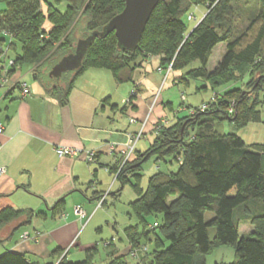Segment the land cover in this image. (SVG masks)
<instances>
[{
    "label": "trees",
    "instance_id": "16d2710c",
    "mask_svg": "<svg viewBox=\"0 0 264 264\" xmlns=\"http://www.w3.org/2000/svg\"><path fill=\"white\" fill-rule=\"evenodd\" d=\"M1 1L6 7L0 10V32L12 39L9 50L14 51L16 43L21 47V52L11 59L9 71L18 64L32 65L42 91L60 106L68 104L76 76L90 67L108 69L122 83L132 80L138 59L153 56L158 60L157 67L165 68L171 63L172 71L198 60L200 66L192 69L189 77L210 78L206 64L218 43H225V52L211 72L213 89L227 79L222 81L215 74L231 72L232 67H248L251 74H257L252 81L249 75L245 82L247 90L225 89L213 101L209 100L204 110L191 107V114L162 125L154 132L147 151L124 164L117 176L121 186L129 177H138L141 164L152 155L156 162L167 155L179 159L175 171L158 170L151 175L146 188L139 190L137 199L131 203L138 216L160 215V220L153 221L151 226L144 222L141 231L136 226L124 230L129 251L140 245L147 249L135 262L128 261L129 251L116 256L112 252L108 254L111 259L107 264H204L200 255L222 245L234 249V260L226 264H264V143L248 147L236 134L214 129V123L222 120L238 128L260 120L256 107L258 103L264 106V0H258L259 8L246 30L231 40L229 32L236 20L237 0H159L134 50L118 48L113 32L96 36L86 50L82 65L59 77L49 75L53 65L73 53L79 39L101 30L122 10L125 0ZM42 1L46 11L42 10ZM62 1H65L64 9L57 7ZM205 2L209 8L207 14L186 31L182 16L185 14L189 20L191 8ZM255 22H259L258 28L245 41L247 30ZM4 43L0 39V74L8 60ZM243 77L240 73L230 79L238 82ZM176 80L179 83L186 78L176 77ZM230 104H233L231 112ZM251 201H254L252 207ZM237 207L248 211L242 217L250 219L252 230L248 234L239 233L242 219H237ZM206 212L212 214L206 217ZM33 215L31 209H5L0 212V228L13 220L18 226L29 223ZM0 264L31 263L21 253L5 251L0 254ZM55 264L98 263L88 259L74 262L63 256Z\"/></svg>",
    "mask_w": 264,
    "mask_h": 264
},
{
    "label": "crops",
    "instance_id": "0c3cea01",
    "mask_svg": "<svg viewBox=\"0 0 264 264\" xmlns=\"http://www.w3.org/2000/svg\"><path fill=\"white\" fill-rule=\"evenodd\" d=\"M41 6L42 10L46 11L45 3ZM57 7L64 9L65 2L59 3ZM201 16L202 11L200 18ZM197 23L196 21L191 27ZM45 26L49 27L48 21ZM0 39L5 41L3 48L8 57L6 68L0 74V125L4 128L0 135V167L4 170L0 173V212L5 209H31L34 213L29 223L18 226L13 220L1 226L0 254L5 251L18 252L31 264L53 263L63 256L74 262L88 259L97 263L96 260L100 258L103 264H107L111 259L108 254L112 252L114 256L126 254L130 245L128 241L122 244L116 240L118 233L114 226L109 238L99 240L98 236L102 235V232L97 234L98 236L95 234L102 228L97 210H103L108 194L117 198L122 186L114 193L110 190L118 179L113 177L105 191H100L96 180L88 186L83 178L85 163H88L84 154L81 152L77 156L59 157L55 147L64 145L81 151H94L95 163L105 166V170L113 175L121 146L111 152L108 147L110 142L124 141L126 133L133 134L139 130H142L143 137L147 128L149 133L154 134V126L159 120L167 119L174 122L179 117L177 111H185L184 108H179L172 116H168L165 107L169 105L168 102L164 103L160 96L156 98L153 89H143L144 79H151L150 88H154L162 80L160 74L163 71L157 69L158 60L149 56L136 62L130 81L135 97L134 94L123 100L125 90H131L129 85L124 86L127 82H117L108 69L90 67L76 76L69 93L68 104L60 106L42 91L33 75L32 65L27 64V73L31 74L30 82L27 81L28 78L24 79L27 73L24 75L16 72L22 64L9 71V60L13 57L8 54L10 51L8 46L12 39L4 32H0ZM17 45L20 46L16 43L14 47L17 48ZM223 54L224 50L220 59ZM151 61L156 64L155 72L148 73V63L151 64ZM142 70L144 72L141 77L139 73ZM146 73L148 74L145 75ZM100 76L108 79V82H105L109 89L106 87L104 92L93 89L87 93V89L83 88L85 83L89 86L91 84L89 80H92L94 84ZM22 82L26 83L29 90L25 95L22 94L19 85ZM173 83L178 84V81L173 79ZM119 89H122V93L117 94L116 91ZM114 94L120 98L121 108L116 101L118 98L111 101L115 97ZM122 114L128 115V123L134 124L133 128L122 129L117 125V118ZM130 118L134 122H130ZM138 154L135 145L132 160ZM103 195H105L103 205L96 208L98 199ZM137 197L138 193L130 205ZM257 203L259 206V202ZM249 205L254 206V201L249 202ZM77 206L85 212L83 216L74 213ZM249 220L248 217H244L239 223L240 234L251 232L252 225ZM241 223L246 230H242ZM128 226L133 225L123 227V232ZM82 233L84 234L81 239ZM24 236L30 238L24 239ZM101 241L111 242L112 251L103 249L105 253L103 252L102 258L98 249ZM232 256L234 260L233 253ZM222 264L226 263L223 261Z\"/></svg>",
    "mask_w": 264,
    "mask_h": 264
},
{
    "label": "rangeland",
    "instance_id": "374dc122",
    "mask_svg": "<svg viewBox=\"0 0 264 264\" xmlns=\"http://www.w3.org/2000/svg\"><path fill=\"white\" fill-rule=\"evenodd\" d=\"M62 2H65V1H62ZM43 3H45V2H43ZM5 7H6L5 2L0 0V10L4 9ZM258 8H259L258 0H252L248 3H246V1H244V0H237L235 2L236 20L234 22V25H233L231 32H229V37H230L229 39L230 40L241 35L246 30L247 26L250 24L251 18L254 17ZM208 10H209L208 5L205 2V3H201L199 6H194L191 8V12H192L191 13L192 14L191 19L186 20L185 14H184L182 16V20L184 22L186 31L191 29V26L196 21L197 22L200 21V19L207 14ZM200 11H202L201 18H200ZM189 14L187 15V19H188ZM194 17H195V19H194ZM198 18H200V19L197 20ZM258 26H259V22H255L252 25H250L251 28L247 30L248 31L246 33L247 35L244 37L245 41L254 35L255 30L258 28ZM223 50L225 52V43H219L214 47V49L211 51V53L209 55V58H208V61L206 64V69H207V73H210V78L206 77V78L198 80V79H193V78L189 77V75H188L189 72L192 69L198 68L200 66V61L192 60V61L188 62L187 64H185V66H183L181 68L173 69V71L171 69L172 68L171 63L168 64L165 68L162 67L163 73L160 74L161 75L160 77H162V80L159 81L157 86H154V88H150L149 85H151V79H144V82L142 83V87H143V89H148V90L153 89L155 91L154 93L156 94V98L160 96L164 100L163 101L164 103L168 102L169 105L165 106L166 107V114L168 116H172L174 111H176L177 109L184 108L185 111L184 110H182L181 112L177 111V112H179L178 118L185 117L186 115L191 114L192 109H190V108L199 106L202 103V101L205 104L207 102H209V100L213 101L215 99L216 95L219 96V95H221V93L224 92L225 88L226 89H233V88L240 87V88H242V91L247 90L248 84H245V82L247 81V79L249 78V75L251 74L250 69H248V67L246 69H243L245 67H242V68L232 67V69L230 70L232 72L231 77H230L231 72H229L228 70L223 71V72L218 73V74H215L218 78H221L222 81H224L223 79H226V78L227 79L225 80L224 83H222L221 85H218V87H216V88L214 87V89L212 88L211 84H212V79H213L212 76L213 75L211 74V72L214 69V67L217 65V61H219V59L221 57V52H223ZM20 52H21V47L17 45V48H15L14 51L10 50L8 52V54L10 57L14 58ZM134 57L138 58L137 55H135ZM137 58H135V60ZM149 64L150 63H148V68H147V70L149 71L148 73L155 72L154 69L156 67V64L153 61H151L150 65ZM169 65H171V68L169 70V73H167V75H166L165 70ZM158 68H160V67H157V69ZM16 72L18 74L22 73L25 75L28 72L27 63L22 64V67L20 69H16ZM143 72L144 71L142 70L139 73V76L142 77ZM148 73H146L145 75H147ZM240 73H242L244 75V77L241 79L242 81L240 80L237 82L235 80L230 79V78H235L236 76H239ZM30 76H31V74L27 73L24 76L25 77L24 79L28 78L27 81L29 80V82H30L31 81ZM216 76H214V77H216ZM105 77H107V76L105 75ZM105 77L100 76L99 79H96V83H94V84L92 83V80H89V81H91L90 82L91 84L89 86H87V84L85 83L83 88L87 89L86 90L87 93H89L93 89L98 90L100 92H104V89L106 87H107L106 89H109V85L106 83V82H108V79H106ZM152 77H154V76H152ZM176 77H178V78L179 77H185L186 80L185 81L181 80L178 84H174L173 79H174V81H177ZM250 77H251V81H252L257 77V74H251ZM127 85H129L131 87V90H129L128 88H127L128 90H125V97L123 98V100L130 98L131 93L134 90L133 84L130 81L124 84V86H127ZM121 90L122 89L117 90L116 93L117 94L122 93ZM114 96L115 97L112 98L111 101H114L115 99L118 98L117 95L114 94ZM135 96H136V94L134 95V97ZM182 96H184V99H182ZM119 99L120 98H118L116 101L119 103V107L121 108L122 104L120 103ZM230 107L233 108L231 106V104H230ZM256 108L260 112V120L259 121H250L247 124H245L244 126L239 127V128L234 127L233 124L230 123L228 120L217 121L214 123L215 131H217L219 133H234L237 136H239L244 141L246 146H248V147H250L252 144L264 143V106L262 104L258 103ZM108 110H109V106H108ZM128 118H129L128 115L122 114L119 118H117V125H119L120 128H122V129L133 128L134 124L130 125L128 123ZM168 122H170V120ZM148 130H149L148 128L145 130L144 136L141 137L136 144V151L138 150L139 154H142L145 151H147V149L150 147V145L152 144L153 139L155 137V135L153 133H149ZM154 132H155V128H154ZM178 161H179V159H178ZM178 161L172 159L171 156L167 155L161 161L156 162L155 156L152 155L142 163L141 169H140L141 172H140L138 177H129V179L122 185V188H121L120 182L115 181V184L111 188L110 192L114 193L119 188H121V190H119V192H118L119 195L116 198L114 195L108 194L107 201H106L104 207L102 208L103 210H101V209L97 210L98 211L97 214H99V216H100L99 221H100V224L102 226L100 232H98V233L95 232L96 235L97 234L99 235L102 232V235H99V236L97 235L99 237L98 239L100 240V238L101 239L109 238V233H113L112 226H114L115 229L117 230V233H118L116 240L119 242L121 241L122 244H126L127 238H126V235L124 233L125 231L123 232V227H125L129 224H132L133 226H136L138 231H141L144 222L149 223L151 226L153 221H159L160 215H157V216H155V215L138 216L135 213V211L132 209L130 202L132 199H134L136 197L137 193L139 194V190H144L146 188L148 178L151 175L155 174L158 170L161 172H164V173H168L170 171H175L177 169V166H178V164H177ZM95 162L96 161H94L92 163H87V164L85 163V168L83 170V178H84L85 184H87L89 186V184L92 181L96 180L97 181L96 185H98V188H101L100 191H105L107 188V185L110 184V182L112 181V178L114 176L112 174H109L105 170V166H100L99 164H97ZM102 205H103V203H102ZM96 206H97V204H96ZM244 213H246V212H245V210L243 211L242 207H240V208L237 207L235 209V214L236 215L238 214L237 219H239V217H240V220H241ZM211 214L212 213H210V212H206V217H209ZM92 223H93V221L91 222V224ZM244 227L242 224V228H243L242 230H246V229H244ZM209 232L212 235L213 230L210 229ZM83 234L84 233H82V235H81V239L83 237ZM147 245L149 248H151L150 243H147ZM110 247H111V242H109V241L99 242L98 249H99V253H100L101 258L103 257V252L105 253V251L103 249H105L108 252H112ZM131 248H132V250L129 251L128 257H127L130 259L131 262H135L136 260H138L140 254L143 253V251H145L147 249L145 245H140V247H131ZM133 252H136L135 256L132 254ZM233 252H234V249L232 246L222 245V246H219V247L213 249L211 252L204 254V255H200V256H202V258H204L203 259L204 264H222L223 261L225 263H229V262L233 261L232 260L233 259V256H232ZM197 256L199 258V255H197ZM198 258H197V260H198ZM60 259H61V257L56 259L53 263L54 264L57 263V261H59ZM96 261L98 264H103V262H101L100 258Z\"/></svg>",
    "mask_w": 264,
    "mask_h": 264
},
{
    "label": "water",
    "instance_id": "95a60500",
    "mask_svg": "<svg viewBox=\"0 0 264 264\" xmlns=\"http://www.w3.org/2000/svg\"><path fill=\"white\" fill-rule=\"evenodd\" d=\"M158 2L159 0H125L118 14L110 18L101 30L92 31L85 38L79 39L74 52L62 57L54 64L49 75L59 77L62 73L78 69L82 65L88 46L96 36L104 37L113 32L118 48L134 50Z\"/></svg>",
    "mask_w": 264,
    "mask_h": 264
},
{
    "label": "built area",
    "instance_id": "2783aa9c",
    "mask_svg": "<svg viewBox=\"0 0 264 264\" xmlns=\"http://www.w3.org/2000/svg\"><path fill=\"white\" fill-rule=\"evenodd\" d=\"M191 18H192V14L190 13L188 16V19H191ZM11 64H13V61L9 60V65H11ZM170 68H171V65H169L166 68V70H165L166 75H167V73H169ZM158 70L162 71V68H158ZM19 85H20V88L22 89L23 95H25L29 92L26 83L22 82ZM131 95H134V91L131 93ZM182 99H184V96H182ZM231 106L233 107V104H231ZM206 107H207V104L202 103L199 106V109L204 110ZM192 111L193 110H191V112ZM229 111L230 112L232 111L231 107L229 108ZM130 122H134V120L132 118H130ZM167 123H168L167 119L159 120V122H157L156 125L154 126L155 131L159 130V128H161L162 125H165ZM3 131H4V128L2 125H0V135L3 133ZM141 134H142V130H139L138 132L133 133V134L132 133H126V139L124 141H113V142H110L108 144L109 150L111 152H114L118 146H121V151L119 152L120 157H119V160H118L117 165H116V170H115V172H113L115 179H117V176H118L119 172L121 171V169L123 168L124 164L126 162H129L132 160V157H133V154L135 151L136 142L140 139ZM55 152L59 157L77 156L82 152L84 154V158H85L86 162L92 163L96 160L94 151H91V150L81 151L80 149L72 147V146H64V145L57 146V147H55ZM3 171H4L3 168L0 167V173H2ZM104 199H105V195L101 196L98 199L97 206H96L97 208L102 206ZM74 213L78 216H83L85 214L83 209L79 206L74 208ZM29 238H30L29 236H24V239H29ZM33 238H35V237H33ZM132 254L135 256L136 252H133Z\"/></svg>",
    "mask_w": 264,
    "mask_h": 264
}]
</instances>
